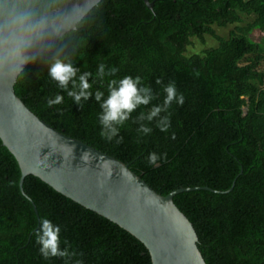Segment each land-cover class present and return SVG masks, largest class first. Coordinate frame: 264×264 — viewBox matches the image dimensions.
<instances>
[{
	"label": "trees",
	"instance_id": "trees-1",
	"mask_svg": "<svg viewBox=\"0 0 264 264\" xmlns=\"http://www.w3.org/2000/svg\"><path fill=\"white\" fill-rule=\"evenodd\" d=\"M65 0H31L19 20L28 22ZM101 0L71 30L45 48L19 73L15 93L42 120L129 165L155 191L207 186L174 196L198 234L207 264H264V0ZM29 0H0V24L23 12ZM232 26L227 35L216 29ZM211 41L215 45L207 46ZM197 42V43H195ZM199 45L201 48L196 49ZM205 46V47H203ZM207 46V47H206ZM71 60L81 71L99 63L119 69L117 77L140 76L162 102L163 83L175 81L185 96L172 105L171 128L138 136L133 122L120 129L123 141L100 136L99 104L79 107L47 71L54 58ZM106 83V82H105ZM94 84L93 92L100 88ZM62 94L60 105L46 100ZM150 107V106H149ZM166 155L153 167L149 152ZM20 170L0 140V264H64L44 260L35 230L46 216L61 226V247L82 253L83 264H151L145 246L108 219Z\"/></svg>",
	"mask_w": 264,
	"mask_h": 264
},
{
	"label": "water",
	"instance_id": "water-1",
	"mask_svg": "<svg viewBox=\"0 0 264 264\" xmlns=\"http://www.w3.org/2000/svg\"><path fill=\"white\" fill-rule=\"evenodd\" d=\"M101 0H65L38 18L19 23L27 8L0 24V140L14 156L19 188L33 175L84 208L115 223L147 249L151 264H207L198 248V234L177 207L174 196L207 186L179 188L166 195L155 191L129 165L91 145L68 136L37 116L15 93L24 67L77 24ZM153 8L154 1L143 0ZM22 49L23 59L15 57ZM39 225L37 226V228Z\"/></svg>",
	"mask_w": 264,
	"mask_h": 264
},
{
	"label": "clouds",
	"instance_id": "clouds-1",
	"mask_svg": "<svg viewBox=\"0 0 264 264\" xmlns=\"http://www.w3.org/2000/svg\"><path fill=\"white\" fill-rule=\"evenodd\" d=\"M15 57L23 59L22 49H15ZM119 69L115 66L109 67L105 63H99L95 72L81 71L74 67L71 60L60 59L58 56L51 62L47 75L56 82V86L62 93H66L79 107L90 98L99 104L100 111L97 114L100 125V136L108 141L115 140L117 144L123 141L120 135L121 126L128 121L132 113L144 106L134 118L137 124L136 132L138 136H148L152 133V122L161 132H167L171 128L172 105L182 106L185 102L183 93L178 92L175 81L166 84L159 78L157 84L162 85V102L152 103L158 99L151 86L143 83L140 76L124 75L117 77ZM99 82L100 88L93 92V86ZM106 82V83H105ZM64 101V96L60 93L46 100L48 107L60 105ZM150 106V107H149ZM166 159L165 154L151 151L148 154L147 162L155 167L159 161ZM61 226L43 216L39 220V227L35 230L36 244L38 251L44 260L60 257L64 264H83L78 257L82 253L67 246L61 247Z\"/></svg>",
	"mask_w": 264,
	"mask_h": 264
},
{
	"label": "rangeland",
	"instance_id": "rangeland-1",
	"mask_svg": "<svg viewBox=\"0 0 264 264\" xmlns=\"http://www.w3.org/2000/svg\"><path fill=\"white\" fill-rule=\"evenodd\" d=\"M232 26H229L228 28H226V29H216V32L219 34V35H227V33H228V31L230 30V28H231ZM252 37H253V39H255L256 41H262L263 40V37H264V33H261L260 31H255L253 34H252ZM195 43H197V42H195ZM198 44V43H197ZM210 44L211 45H215V43H214V41H211V42H209L208 44H207V46H210ZM206 46V47H207ZM203 47H205V46H203ZM201 47L199 46V45H197L196 46V49H200ZM260 66H262V68L264 69V59H263V61L261 62V65Z\"/></svg>",
	"mask_w": 264,
	"mask_h": 264
}]
</instances>
